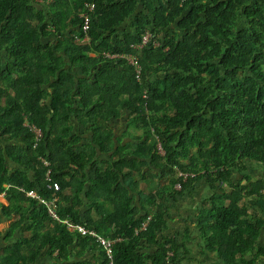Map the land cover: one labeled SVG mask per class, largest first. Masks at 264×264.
Returning <instances> with one entry per match:
<instances>
[{
    "label": "trees",
    "instance_id": "trees-1",
    "mask_svg": "<svg viewBox=\"0 0 264 264\" xmlns=\"http://www.w3.org/2000/svg\"><path fill=\"white\" fill-rule=\"evenodd\" d=\"M89 3V42L80 44L79 15ZM128 22L130 30L119 33ZM68 27L78 31L67 35ZM145 32L159 46L137 54L130 46ZM105 53L137 54L141 81ZM124 113L141 135L122 144L109 122ZM25 123L42 132L36 148ZM76 123L89 125V144L70 137ZM0 132V194L8 202L0 203V217L10 221L0 233V264H105L94 239L67 231L26 197L29 190L56 196L60 220L117 240L114 264H178L184 247L160 238L164 208L167 195L195 182L213 193L198 216L207 249L226 264H254L264 257V179L253 184L257 167L264 173V0H0ZM13 139L14 147L4 144ZM95 149L106 159L92 162ZM5 156L16 164L11 173ZM48 168L58 191L45 179ZM87 168L91 185L82 199ZM178 172L194 177L183 182ZM72 188L73 199L63 195ZM84 200L89 210L80 213ZM140 242L154 253H139ZM92 250L98 259L82 260Z\"/></svg>",
    "mask_w": 264,
    "mask_h": 264
},
{
    "label": "crops",
    "instance_id": "crops-1",
    "mask_svg": "<svg viewBox=\"0 0 264 264\" xmlns=\"http://www.w3.org/2000/svg\"><path fill=\"white\" fill-rule=\"evenodd\" d=\"M38 5L44 6L43 0H34ZM129 22L123 25V28L120 29L119 33L124 31H129ZM77 27H68L66 34L72 35L73 33L77 32ZM78 73V70H76ZM128 113H124L120 117L116 119H112L109 122V129L113 132V138L116 140H120L122 144L127 143L130 139L129 136H139L141 132L137 129H134L133 126H129L127 124ZM27 123H25L26 126ZM73 131L70 133V137H79L81 144H89L92 141V133L89 130V125H79L78 123L74 124ZM1 133V132H0ZM8 136V135H5ZM17 139V138H16ZM13 139L11 141H6L4 144L7 146L14 147L15 144L18 143V140ZM3 144V145H4ZM93 161H102L105 160L107 155L100 154L98 150L95 149L93 152ZM6 164L9 168V173L13 172L16 168V164H14L8 156H5ZM126 171V169H125ZM146 169L144 170V172ZM159 170L154 171V175H160ZM80 177V176H79ZM235 178V174H234ZM85 183V188L80 194L82 199L85 198V193L91 185V181L89 179V168L85 171V178L83 179ZM156 186L162 187L166 186L168 180L166 176L164 178H156L155 180ZM140 188L144 187V183L139 185ZM75 189H68L63 192V195L72 197L75 196ZM212 191L205 185L203 182H195L193 183L186 192H184L180 196H176L175 198H169L167 195V203L164 208V212L166 213L164 220H165V228L160 233V238H168L172 237L178 241L179 245L184 247L185 251H182L179 259L178 264H226L222 259H220L216 252L210 251L205 246V243L201 236V223H198V216L199 212L203 209V203L208 201L212 196ZM134 195V194H133ZM131 196V194H130ZM164 196H166L164 194ZM254 199V196H250L246 198L245 202H250ZM4 205H8L7 200L2 202ZM83 206L80 209V213H85L89 210L88 201L84 200L82 203ZM133 206L139 210V214L142 215L141 212V205H140V196L134 195ZM207 208V206L205 207ZM107 210L112 211V208L109 206ZM92 216L99 217L94 212H92ZM10 221L5 220L2 216L0 217V233L1 235H5L6 232L9 230ZM21 229V228H20ZM20 229L16 230L13 236L10 238V241L5 243L3 246L10 247L14 242L15 238L20 236ZM259 247L264 248V230L260 234L259 238ZM140 249L138 250L139 253L144 255H151L154 253L155 248L153 246L144 245L143 242L138 244ZM255 251L249 250L246 252L245 256L243 257L245 261H249L253 258V253ZM99 257L98 251L92 250L88 251L82 260H87L89 262L93 260H97ZM76 257L74 255H70L69 261L72 263L76 261ZM51 262V259L47 258L41 261V264H48ZM254 264H264V257H259Z\"/></svg>",
    "mask_w": 264,
    "mask_h": 264
},
{
    "label": "built area",
    "instance_id": "built-area-1",
    "mask_svg": "<svg viewBox=\"0 0 264 264\" xmlns=\"http://www.w3.org/2000/svg\"><path fill=\"white\" fill-rule=\"evenodd\" d=\"M46 4L52 3L53 0H43ZM94 11V4L89 3L85 4L84 11L79 15V18L82 22L81 25V31L83 33L82 38H77L76 41L80 44H86L89 42V28H90V13ZM159 46V41L151 35L150 32H145V34L141 37L139 43L135 45H131V50L135 51L137 54H140L144 52L145 49L148 47L157 48ZM137 54H131V53H119V54H108L105 53L104 58L108 60H112L115 63H125L133 68L135 78L137 81H141V75H142V68L139 62V57ZM146 97V93H143V98ZM27 129L31 132L33 135V142H34V148L37 147L39 141L42 139V132L39 128L35 127L34 125L26 124ZM158 153L160 155H163V150L161 149L160 144L157 145ZM43 164L46 167H49V163L42 160ZM51 170L48 168L46 172L45 179L47 182H52L50 178ZM177 176L182 179L183 182H185L188 178L194 177L193 174H187V173H181L178 172ZM54 191H58L59 187L56 183L52 182L50 186ZM174 189L180 190L181 184L177 183L174 186ZM262 195H264V189L261 191ZM25 195L28 198H32L35 200H38L40 204L46 209L47 214L54 220H56L58 223L63 224L67 231L70 233H77L81 236H86L89 238H92L95 240L96 245L101 249V251L104 254L105 264H114L113 259V247L117 240H112L110 238L103 237L96 233L92 228L86 227L84 225L80 224H73L68 220H60L57 213V201L58 198L56 196H52L51 199H45L43 197L37 196L36 192L34 190L25 191ZM5 200L4 195L0 194V203H2ZM151 220V217H147V219L141 224L138 231H144ZM170 257H173L172 253H168ZM171 264V263H168Z\"/></svg>",
    "mask_w": 264,
    "mask_h": 264
},
{
    "label": "rangeland",
    "instance_id": "rangeland-1",
    "mask_svg": "<svg viewBox=\"0 0 264 264\" xmlns=\"http://www.w3.org/2000/svg\"><path fill=\"white\" fill-rule=\"evenodd\" d=\"M133 128H134V126H133ZM255 167H257V166H255ZM257 169L258 170L256 172V175H255V178H254V181H253V182H255V183H253L254 186H257V183H258L259 180L264 179V173H262L263 171L261 170V168L257 167ZM237 178H238V176H237Z\"/></svg>",
    "mask_w": 264,
    "mask_h": 264
},
{
    "label": "clouds",
    "instance_id": "clouds-1",
    "mask_svg": "<svg viewBox=\"0 0 264 264\" xmlns=\"http://www.w3.org/2000/svg\"><path fill=\"white\" fill-rule=\"evenodd\" d=\"M101 250V249H100ZM104 259V256L102 257ZM113 259H114V255H113Z\"/></svg>",
    "mask_w": 264,
    "mask_h": 264
}]
</instances>
